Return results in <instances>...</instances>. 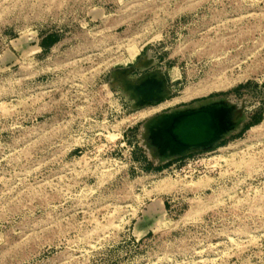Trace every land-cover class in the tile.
Masks as SVG:
<instances>
[{"label":"rangeland","instance_id":"rangeland-1","mask_svg":"<svg viewBox=\"0 0 264 264\" xmlns=\"http://www.w3.org/2000/svg\"><path fill=\"white\" fill-rule=\"evenodd\" d=\"M219 99L239 129L153 156ZM0 264H264V0H0Z\"/></svg>","mask_w":264,"mask_h":264},{"label":"water","instance_id":"water-1","mask_svg":"<svg viewBox=\"0 0 264 264\" xmlns=\"http://www.w3.org/2000/svg\"><path fill=\"white\" fill-rule=\"evenodd\" d=\"M157 85V88H160L161 94V85L156 83L154 78H149L148 76L144 78L143 87L146 88V93L143 95L142 101L156 97L153 95L156 93ZM210 115H212L213 118L217 120L218 128L216 130L213 129L214 125L209 123L211 122ZM162 119L169 122L170 124H174L173 128L176 130V134L178 136H186L188 139L195 138L196 140H193L190 143L177 145H175V142L170 141V144H174L173 146L167 144L168 146L162 150V153L159 157V162L161 163L167 162L175 157L193 151L190 150L191 147H197L199 149L209 148L225 138L222 137V134L225 130V117L215 108V104H208L203 107L189 106L186 108H175L153 117L147 121L145 125L149 126L154 121ZM245 119L246 115L244 113V118L240 122H236L231 127V130L233 131L230 134L239 129ZM162 134H165V132Z\"/></svg>","mask_w":264,"mask_h":264},{"label":"bare ground","instance_id":"bare-ground-1","mask_svg":"<svg viewBox=\"0 0 264 264\" xmlns=\"http://www.w3.org/2000/svg\"><path fill=\"white\" fill-rule=\"evenodd\" d=\"M145 89V88H143ZM208 104H215V108L224 116V110L227 107V100L226 99H219V100H208L205 102H199L197 104H194L192 106L194 107H203L205 105ZM229 110V108H228ZM231 111V118L232 120L228 121L227 119H225V130L222 134V137H225L227 134H229L230 132H232L233 130H231V127L236 123V122H240L244 116L242 114V112L238 109H236L234 106H232L230 108ZM210 119H211V123L212 125H214L213 129H217L218 128V124H217V120L213 118L212 115H210ZM169 126V127H168ZM147 140L150 141L149 143V148L153 154V156L160 160V155L162 153V150L164 148H166L169 144L170 141L175 142V145L177 144H185V143H190L194 139H188L186 138V136H178L176 133V130L173 128L174 124H170L169 122L165 121V120H158V121H154L153 123H151L149 126L147 125ZM163 132H165V134H162ZM168 144V145H167ZM174 144V143H173ZM173 144H170L171 146H173ZM195 149H199L197 147H191L190 150H195Z\"/></svg>","mask_w":264,"mask_h":264}]
</instances>
